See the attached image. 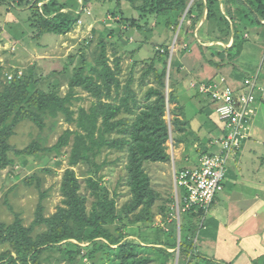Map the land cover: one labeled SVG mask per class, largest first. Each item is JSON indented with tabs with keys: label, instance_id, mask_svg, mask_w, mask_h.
<instances>
[{
	"label": "rangeland",
	"instance_id": "rangeland-1",
	"mask_svg": "<svg viewBox=\"0 0 264 264\" xmlns=\"http://www.w3.org/2000/svg\"><path fill=\"white\" fill-rule=\"evenodd\" d=\"M12 1L2 0L0 4V91L15 81H28L33 91L52 93L59 97H65L71 90L74 100L70 108L75 112L74 116L79 109L89 110L96 104V99L88 87L79 84L77 78L83 76L96 80L95 72L101 69L99 63L102 49L99 48V42L103 36L108 40V46L103 51L104 57L120 81L118 97L124 96V88L128 81H131L133 98L129 110L132 109V112H122L118 116V120L123 123L130 124L140 110L154 100L145 98L150 88H159L158 81L152 76L155 74L146 73L149 67H155L157 72L165 71L162 81L164 88L161 91L165 99L164 121L169 133L167 153L170 158L166 163L144 164V170L150 178L157 198L151 207V214L137 219L133 212L126 214L127 210L124 208L131 199L126 186L125 150H103L96 160L101 166L97 171L87 164L69 166L72 141L69 146L58 152L20 154L33 143L38 144L41 150L52 148L65 130H76L75 125L67 124L61 114L55 118L44 114L42 128L24 118L14 128V134L9 139L12 148L8 153L9 163L0 170V224L10 225L18 215L25 227L30 226L39 203L40 192L46 193L42 201L44 215H53L61 205L60 183L63 173L71 169L80 183V193L86 199L88 212L101 197L98 191L88 189L86 180L89 178L115 201L121 220L110 225L109 229L120 243L128 242L138 246L135 252L138 256L149 259L148 264H186L187 260L183 258L185 248L195 249L194 237L203 215L180 212L181 197L174 185L173 174L188 165L176 161L175 158L192 154L195 141L199 143L212 140L210 131L214 124L210 117L206 119L207 123L203 129L202 126L196 130L191 120L185 118L179 102L176 101L173 84L176 69L170 65V61H174L176 52L183 51L181 46L176 44L175 36L181 23L186 21L190 0H187L174 32L162 28L157 17L150 13H146L139 21L138 11L142 5L140 0H57L59 4H65L63 12L75 9L79 13L78 17L80 16L73 25L74 28L66 34H43L39 30V9L49 0H26L29 3L26 5ZM122 16L136 20L139 29L131 26V23L126 28L116 25ZM185 26H188V23H185ZM110 29L115 30V34H106ZM254 37V34H251V43ZM161 45H165L169 50L166 66L146 63L154 53H164ZM79 71L82 72L81 75L78 74ZM230 71H233V67H225L222 70L217 69V74L227 75ZM169 94L173 97L172 103L171 100L169 102ZM105 102L111 101L105 99ZM213 117L215 123H220L214 114ZM175 119L182 123L181 130H173ZM122 137V134L115 133L110 135L109 139ZM227 169H230L229 165ZM33 175L38 177L40 183L36 184L35 180V183L28 185L26 178ZM223 194L224 190L216 195L214 200H222ZM37 231L40 233L43 230L38 228ZM95 243H78L75 240L62 242L61 247L44 251L40 264H68L67 257H63V250H70L75 259L74 264H110L116 252H110L107 258L99 249L100 244L105 242L98 240ZM117 246L118 244L113 248L116 249ZM7 252L15 257V252L8 243H0V255Z\"/></svg>",
	"mask_w": 264,
	"mask_h": 264
},
{
	"label": "trees",
	"instance_id": "trees-1",
	"mask_svg": "<svg viewBox=\"0 0 264 264\" xmlns=\"http://www.w3.org/2000/svg\"><path fill=\"white\" fill-rule=\"evenodd\" d=\"M85 1V0H84ZM142 2L139 8L138 20L150 13L157 17V21L167 30L175 31L178 26L187 0H140ZM2 0H0L1 4ZM17 4H29L26 0H13ZM239 6L232 12L227 9L223 15L218 9L219 0H206L209 9V21L215 19L217 22V35L223 42H227L232 36V45L222 50L223 59L219 63H214L218 69L226 66L231 60L238 57L242 50L244 42V32L248 27L260 23L264 20V0H233ZM14 5V4H13ZM200 8L199 5H196ZM217 7V14L214 13ZM65 4H59L57 0H49L41 6L39 18V30L44 34H66L74 27L79 20V13L72 9L63 12ZM198 10V9H197ZM189 10L186 13L190 15ZM213 17V18H212ZM41 19H43L41 24ZM136 20L122 16L116 22L119 27L131 26L139 29ZM194 25V24H193ZM120 31V30H119ZM111 35L115 30L110 29L106 32ZM100 36V35H99ZM101 66L100 71H96V80L89 77L78 76L80 85L88 87L92 96L96 99V104L89 110L79 109L76 116L71 110L70 105L74 100L73 93L70 90L65 97H59L55 94H44L35 92L31 89L30 83L15 81L0 91V170L9 163L8 153L12 150L9 145V139L14 134V128L24 119H30L34 124L43 127L44 114L53 118L59 114L64 116L67 124H74L76 130H65L58 138L52 148L40 149L39 145L33 143L30 147L23 150L20 154L33 155L36 152L45 151L47 153L58 152L70 145V154L68 164L75 167L79 164L91 165L96 171L100 165L96 163L97 158L105 149H114L117 151L125 150L127 153L126 163V186L131 195L130 201L124 206L126 214L132 213L136 218L151 214V207L157 198L152 189L150 178L144 170L145 163H166L169 160L167 153V141L169 133L164 121L165 117V99L163 97L164 88L163 78L165 71L157 72L155 67H149L147 74H155V80L158 81L159 88H150L146 94V100L154 99L136 116L130 124H125L118 120L122 112L131 113L130 101L133 91L130 88V80L124 88V96L118 97L120 81L116 77L115 71L109 67L104 57V49L108 46V40L100 37ZM112 45V44H111ZM164 53H154L148 62L154 65H165L169 55V50L165 45H161ZM150 60V61H149ZM172 65V63H170ZM164 66V67H165ZM78 74H82L81 71ZM123 91V88H122ZM105 99L111 102H105ZM173 97L169 94V102ZM177 101V100H176ZM181 124L177 119L173 121V130H181ZM181 126V127H180ZM122 134V138L110 140L112 134ZM38 177L33 175L26 178L28 185L36 182L40 183ZM33 179V180H32ZM36 180V181H35ZM35 181V182H34ZM88 189L99 193L100 200L93 205L90 212L87 211L86 199L80 193V183L71 169L64 171L60 183L61 205L56 208V212L46 217L44 215V200L46 193L40 192L39 203L34 212V218L30 226L25 227L16 215L12 224H0V243H8L15 252V257L10 252L0 255V264H40L41 254L52 247H61L62 242L75 240L78 243L96 244L102 240L105 244H100L99 249L108 258L110 252H116L110 264H148L147 258L138 256L135 244L128 242L120 243L114 237L109 226L121 220L115 201L109 198L105 190L99 188L98 184L92 179L86 180ZM136 211H139L136 213ZM197 213V216L203 215V210L192 209L184 214L191 212ZM41 228L43 231L38 232ZM116 249L113 248L117 245ZM181 250V249H180ZM63 257L68 264H74L75 259L71 256L70 250H63ZM60 251V252H63ZM192 250L185 248L183 258L186 264L191 259Z\"/></svg>",
	"mask_w": 264,
	"mask_h": 264
},
{
	"label": "crops",
	"instance_id": "crops-1",
	"mask_svg": "<svg viewBox=\"0 0 264 264\" xmlns=\"http://www.w3.org/2000/svg\"><path fill=\"white\" fill-rule=\"evenodd\" d=\"M237 7L233 0H219L218 9L223 15L227 9L235 12ZM189 10L191 14L186 16L175 36L176 44L183 51L176 52L172 66L176 69L173 84L177 102L192 126L196 130L203 126V129L206 119L211 117L214 122L210 131L212 140L222 134V125L214 121L213 104L198 93L200 84L217 81L218 76H223L229 85L236 87L245 76L253 74L261 91L249 121L248 139L229 164L222 200L216 198L203 211L188 264H264V20L244 32L240 54L227 64L229 66H222L233 67V71L224 76L217 74L214 63L223 59L221 51L229 48L233 40L221 41L217 22L208 19L206 0H190L187 12ZM214 13L217 14V7ZM185 23L188 26L184 27ZM251 34L255 36L252 43ZM210 141L193 142L192 154L178 156L176 161L185 162L188 167L196 166L201 153L216 151V147L208 145Z\"/></svg>",
	"mask_w": 264,
	"mask_h": 264
},
{
	"label": "built area",
	"instance_id": "built-area-1",
	"mask_svg": "<svg viewBox=\"0 0 264 264\" xmlns=\"http://www.w3.org/2000/svg\"><path fill=\"white\" fill-rule=\"evenodd\" d=\"M256 81L252 74L233 87L223 76H218L217 81L199 85L198 93L213 104L217 120L222 125V134L208 144L216 147L215 152H203L196 166L174 171V185L181 197L180 212L206 211L215 196L223 191L227 166L236 159L249 136V121L254 115L257 94L261 91Z\"/></svg>",
	"mask_w": 264,
	"mask_h": 264
}]
</instances>
